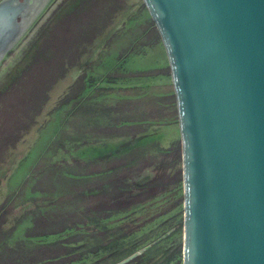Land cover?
<instances>
[{"label":"rangeland","instance_id":"obj_1","mask_svg":"<svg viewBox=\"0 0 264 264\" xmlns=\"http://www.w3.org/2000/svg\"><path fill=\"white\" fill-rule=\"evenodd\" d=\"M180 148L140 0H66L0 87V264H181Z\"/></svg>","mask_w":264,"mask_h":264},{"label":"water","instance_id":"obj_2","mask_svg":"<svg viewBox=\"0 0 264 264\" xmlns=\"http://www.w3.org/2000/svg\"><path fill=\"white\" fill-rule=\"evenodd\" d=\"M66 0H0V87ZM166 60L181 264H264V0H140Z\"/></svg>","mask_w":264,"mask_h":264}]
</instances>
